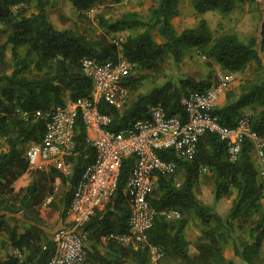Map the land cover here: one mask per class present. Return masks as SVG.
Masks as SVG:
<instances>
[{"label":"trees","instance_id":"1","mask_svg":"<svg viewBox=\"0 0 264 264\" xmlns=\"http://www.w3.org/2000/svg\"><path fill=\"white\" fill-rule=\"evenodd\" d=\"M108 1L118 4L122 0ZM68 2L82 17L98 0ZM151 2L145 18L136 12L123 13L115 20L99 16L101 34L90 40L71 29H55L48 20V0H0V67L7 66L10 72L0 74V140L6 147L0 150V247L8 243L23 256L21 261L10 257L0 260V264H46L53 254L54 244L43 229L41 208L53 205L56 189L67 186L69 191L61 196L63 219L72 187L94 158L80 119L75 126L74 155L69 158L70 176L53 167L30 168L25 158L26 146L41 142L44 135L43 122L29 114L63 105L66 98L75 100L90 95L92 84L80 70L83 58L102 63L116 60L119 53L123 55L134 67V75L123 83L131 90L141 87L149 74L160 73L167 59L176 63L182 61L190 49L199 51L220 70L234 74L244 72L252 64L254 78H246L236 90L228 91L225 102L218 105L213 114L224 126L233 127L250 107L254 110L248 115L250 127L264 137V69L256 41H244L237 33L215 37L203 19L178 33L171 21L179 15L181 0ZM246 3L253 5L255 0H190L197 15L207 12L228 15ZM29 7L33 8L32 12L28 11ZM122 32L128 34L120 46H116L109 36ZM154 32L161 42L154 40ZM259 37L263 48L264 16ZM179 84L166 83L155 88L123 111L105 102H99L98 108L111 117L109 128L119 132L134 120L147 117L150 107L157 103L162 104L167 115L183 117V101L188 94L212 85L208 81L188 79ZM24 113L27 117H23ZM158 155L173 161L176 171L171 176L157 175L148 197L156 213L145 240L128 246L102 242L106 253L101 254L93 246L88 253V264H149L151 247L160 248L162 261L173 264H237L223 256L222 245L228 242H232L234 255L242 263L264 264L261 258L264 182L259 177L251 143L243 141L235 161L229 159L225 143L212 134L199 139L191 158L180 157L173 150L160 151ZM133 164V157L123 160L114 197L83 229L97 242L108 233L128 231L130 203L125 188ZM201 167L212 175L215 201L233 197L225 218L197 198ZM177 174H182V182L176 178ZM172 210L180 213L179 219L168 220L164 216V212ZM191 214L203 226L194 240L185 235L187 217ZM8 220L15 221L14 225L10 226ZM16 221L23 226L20 233ZM235 231L247 233L248 238L234 237Z\"/></svg>","mask_w":264,"mask_h":264},{"label":"built area","instance_id":"2","mask_svg":"<svg viewBox=\"0 0 264 264\" xmlns=\"http://www.w3.org/2000/svg\"><path fill=\"white\" fill-rule=\"evenodd\" d=\"M120 42L113 40L116 46H120ZM132 67L120 53L116 60L102 63L83 58L80 70L92 84L90 95L28 115L44 124L41 142L31 143L26 151L30 168L44 165L46 169L56 168L66 177L72 174L69 158L74 155L77 119L83 123L86 143L94 152L92 162L83 168L71 189L63 221L52 234L54 251L46 264L85 263L83 229L114 197L122 162L129 157L134 158V164L125 188L130 203L128 231L104 235L101 239L104 244L128 246L145 240L156 213L148 197L157 175L171 176L176 171V164L162 159L158 155L160 151L173 150L188 159L195 155L199 139L212 134L225 143L231 161L238 158L243 141L248 140L255 163H264V137L252 131L247 117H240L233 127H226L213 114L225 90L234 83V73L228 71L220 72L209 88L188 94L183 101V117L167 115L162 104L157 103L150 107L147 117L134 120L125 130L110 129L111 117L101 113L98 104L105 102L118 110L124 106L127 90L123 83ZM23 117H27V113ZM259 177L264 182L262 166ZM163 214L168 220L181 216L174 210ZM149 254L158 260L161 250L151 247Z\"/></svg>","mask_w":264,"mask_h":264},{"label":"rangeland","instance_id":"3","mask_svg":"<svg viewBox=\"0 0 264 264\" xmlns=\"http://www.w3.org/2000/svg\"><path fill=\"white\" fill-rule=\"evenodd\" d=\"M152 6L151 0H122L118 4H109L108 0H98V2L91 7L88 11L84 12L83 16L80 17L71 6L68 0H48L47 15L48 20L57 30L71 29L76 33L84 35L87 39L98 38L101 34V28L99 26V16L104 19L115 20L119 18L123 13L126 12H136L141 17H147L149 9ZM179 15L172 19V24L175 30L180 33L185 29L194 27L201 19L205 20L208 27L212 31L215 37L227 34V33H237L242 40L247 41V39H254L256 41V49L259 52L261 59V64L264 69V47H260V26L262 23V18L264 16V0H255V4L250 5L248 3L238 6L233 12L228 15H222L218 12H211L206 14V16L197 15L190 6V0H181L180 2ZM33 8L29 7L28 11L32 12ZM128 33L122 32L116 35L109 36L112 41L117 39L118 41H123ZM154 40L156 42H161L162 39L159 37L158 33L154 32ZM10 58V53L7 52V59ZM253 65L250 64L249 67L241 73L234 74V83L231 87L227 88L224 92L223 97H221L219 104L225 102V94L228 91L236 90L246 78H254L252 74ZM222 72L220 68L212 61L206 59L199 51L195 49H190L186 52L182 61L176 63L173 59L169 58L163 64L162 70L157 74H149L147 79L143 82L142 86L135 89H127L126 100L124 106L120 109L123 111L126 107H129L131 103L137 101L140 97L147 96L153 89L160 88L166 83H170L179 86L180 81L188 79L189 81H208L210 83H215L217 81L219 73ZM9 74L7 66L3 68L0 67V74ZM130 75H134V67H132ZM184 99V98H183ZM69 101L68 98L65 99V103ZM183 101V100H182ZM254 110L246 108L244 114L241 117H247ZM31 143L26 146L28 151ZM5 145L2 140H0V150H3ZM257 170L259 172L260 166L264 169V163H255ZM176 178L178 181L183 180L182 174H177ZM69 191V187H60L56 189V198L54 205H52L49 210H43L46 221L42 220V226L45 228V233L52 237L53 232L56 229V222L53 220L54 212L58 209V203L62 194ZM196 195L199 201L205 205L213 208V211L219 216L225 218L232 206L233 197L222 198L219 201L214 200L213 196V179L210 172L201 167L199 169V178L196 186ZM264 202V199H262ZM41 215V213H40ZM188 224L185 229V235L187 239L194 240L200 233L203 226L199 223L194 214L189 215ZM16 218L14 217V220ZM18 219V218H17ZM10 226H13L15 221H7ZM17 226H19V233L22 232V225L19 221H16ZM234 237L240 239H247V233L235 231ZM83 245L86 250V261L84 264H88V253L92 251L93 246L101 254H105L103 247L105 246L102 241L97 242L93 239L90 232L83 231ZM2 242V240H0ZM223 256L227 260H232L237 264H244L240 259L234 255L232 242H228L222 245ZM18 254L16 250L12 249L8 243L0 247V260L4 261L10 257H17ZM261 258L264 261V241L261 251ZM149 264H173L172 261H162V256L158 260L151 258L149 254Z\"/></svg>","mask_w":264,"mask_h":264},{"label":"crops","instance_id":"4","mask_svg":"<svg viewBox=\"0 0 264 264\" xmlns=\"http://www.w3.org/2000/svg\"><path fill=\"white\" fill-rule=\"evenodd\" d=\"M191 6V5H190ZM192 8V7H191ZM179 10H180V6H179ZM208 13H211V12H207V13H205V14H203L202 16H206V14H208ZM219 105H221V104H219ZM38 168H41V169H46L45 168V166L44 165H39L38 166ZM55 198H56V196L54 197V199H53V205H54V202H55ZM61 199V198H60ZM52 205H46V206H43L42 208H41V211H40V213H41V219L42 220H44V221H46V217L44 216V212H43V210H49V208L51 207ZM63 209H64V207H63V203H62V201L60 200V202L58 203V209L56 210V212H54V216H53V220H54V222H56V228L61 224V222L63 221V219H62V217H61V213H62V211H63ZM103 211V210H102ZM43 229H45V228H43ZM102 239V238H101ZM17 252V251H16ZM19 256H18V259H19V261H21V260H23V256H21L19 253H17Z\"/></svg>","mask_w":264,"mask_h":264}]
</instances>
